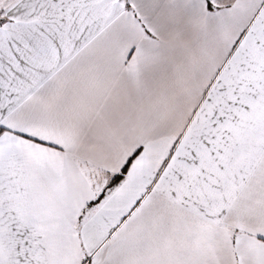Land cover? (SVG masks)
Here are the masks:
<instances>
[{"label":"snow or ice","instance_id":"snow-or-ice-1","mask_svg":"<svg viewBox=\"0 0 264 264\" xmlns=\"http://www.w3.org/2000/svg\"><path fill=\"white\" fill-rule=\"evenodd\" d=\"M0 264H264V0H0Z\"/></svg>","mask_w":264,"mask_h":264}]
</instances>
